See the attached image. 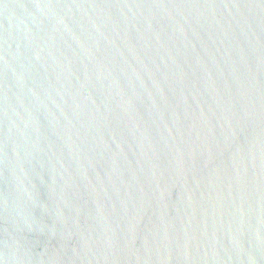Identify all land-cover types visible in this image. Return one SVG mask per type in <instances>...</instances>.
Masks as SVG:
<instances>
[{
	"label": "water",
	"instance_id": "1",
	"mask_svg": "<svg viewBox=\"0 0 264 264\" xmlns=\"http://www.w3.org/2000/svg\"><path fill=\"white\" fill-rule=\"evenodd\" d=\"M0 264H264V0H0Z\"/></svg>",
	"mask_w": 264,
	"mask_h": 264
}]
</instances>
